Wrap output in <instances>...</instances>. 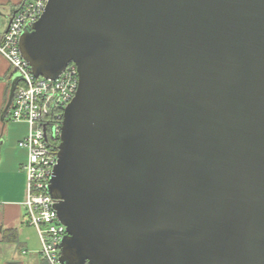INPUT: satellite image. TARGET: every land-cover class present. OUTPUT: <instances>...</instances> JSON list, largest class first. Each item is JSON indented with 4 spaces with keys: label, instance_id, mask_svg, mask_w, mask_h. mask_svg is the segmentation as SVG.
<instances>
[{
    "label": "water",
    "instance_id": "obj_1",
    "mask_svg": "<svg viewBox=\"0 0 264 264\" xmlns=\"http://www.w3.org/2000/svg\"><path fill=\"white\" fill-rule=\"evenodd\" d=\"M20 48L37 78L79 70L62 264H264V0H49Z\"/></svg>",
    "mask_w": 264,
    "mask_h": 264
},
{
    "label": "built area",
    "instance_id": "obj_2",
    "mask_svg": "<svg viewBox=\"0 0 264 264\" xmlns=\"http://www.w3.org/2000/svg\"><path fill=\"white\" fill-rule=\"evenodd\" d=\"M49 0H22L10 23L0 18V54L4 56L17 75L19 82L10 108L11 120L26 122L28 134L19 146L28 151L24 165L27 174V208L29 222L39 234L41 256L47 264H62V240L67 228L61 222L49 193L54 168L58 163V146L62 133L64 111L75 97L80 83L79 70L74 62L57 77H36L24 59L20 39L26 28L32 27L43 15ZM9 26V28H8Z\"/></svg>",
    "mask_w": 264,
    "mask_h": 264
},
{
    "label": "crops",
    "instance_id": "obj_3",
    "mask_svg": "<svg viewBox=\"0 0 264 264\" xmlns=\"http://www.w3.org/2000/svg\"><path fill=\"white\" fill-rule=\"evenodd\" d=\"M11 13L5 15L6 19ZM15 76L0 54V264H47L41 256L39 234L30 224L24 204L28 195L24 169L28 151L19 146V141L28 134L29 126L11 120V116L17 128L1 120Z\"/></svg>",
    "mask_w": 264,
    "mask_h": 264
},
{
    "label": "rangeland",
    "instance_id": "obj_4",
    "mask_svg": "<svg viewBox=\"0 0 264 264\" xmlns=\"http://www.w3.org/2000/svg\"><path fill=\"white\" fill-rule=\"evenodd\" d=\"M15 1H16L15 2L16 3L15 5L17 6V5L20 4V2L22 0H15ZM13 7H14L13 4L8 3L7 0H0V18L3 19V20H5V23H6V17H5V15L8 14V13H10L13 10ZM1 13H3V14H1ZM3 32H4V30H2L1 33H0V39H1V36L3 35ZM12 74L17 75L16 72H15V69L13 67H12ZM1 115H2V113H1ZM9 117L10 116L6 117L7 118L6 119L7 122L10 125H15V123L11 122V120L9 119ZM16 128H17V126H16Z\"/></svg>",
    "mask_w": 264,
    "mask_h": 264
},
{
    "label": "flooded vegetation",
    "instance_id": "obj_5",
    "mask_svg": "<svg viewBox=\"0 0 264 264\" xmlns=\"http://www.w3.org/2000/svg\"><path fill=\"white\" fill-rule=\"evenodd\" d=\"M7 2L13 4V6L15 7V4H16V3H15V2H16L15 0H7ZM14 7H13V9H14ZM12 11H13V10H12Z\"/></svg>",
    "mask_w": 264,
    "mask_h": 264
},
{
    "label": "trees",
    "instance_id": "obj_6",
    "mask_svg": "<svg viewBox=\"0 0 264 264\" xmlns=\"http://www.w3.org/2000/svg\"><path fill=\"white\" fill-rule=\"evenodd\" d=\"M15 7L17 8V6L15 5ZM8 116H10V112L8 113Z\"/></svg>",
    "mask_w": 264,
    "mask_h": 264
}]
</instances>
